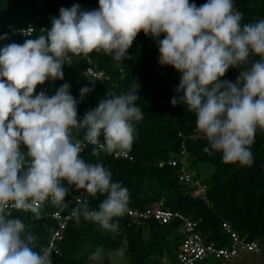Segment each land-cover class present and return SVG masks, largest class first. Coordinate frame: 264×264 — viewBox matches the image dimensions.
<instances>
[{"label":"clouds","instance_id":"obj_1","mask_svg":"<svg viewBox=\"0 0 264 264\" xmlns=\"http://www.w3.org/2000/svg\"><path fill=\"white\" fill-rule=\"evenodd\" d=\"M242 19L233 0L200 6L189 0H99L94 10L61 7L44 34L0 48V264H53L52 250H35L38 237L21 219L10 218L12 209L38 219L44 201L60 205L75 186L106 198L97 210L76 197L71 215L113 233L119 228L113 218L126 209L128 189L113 182L102 163L83 159L72 130H84L93 156L126 155L135 124L144 118L136 103L139 85L133 81L131 91L109 94L79 119L69 84L52 96L36 92L46 81L64 79L71 56L87 58L95 51L122 62L141 31L157 39L158 63L180 74L171 105L183 104L194 114L196 131L208 143L203 151L221 153L224 164L254 163L251 146L257 130L264 131V19ZM229 68L240 69L235 82L221 79ZM91 91L82 88L81 100ZM101 255L97 248L92 258Z\"/></svg>","mask_w":264,"mask_h":264},{"label":"trees","instance_id":"obj_2","mask_svg":"<svg viewBox=\"0 0 264 264\" xmlns=\"http://www.w3.org/2000/svg\"><path fill=\"white\" fill-rule=\"evenodd\" d=\"M36 1L0 0V11L10 15L17 5L24 3L36 8ZM189 2L200 6L207 1ZM233 3L242 14V24L264 19V0H233ZM74 4L94 10L98 8L99 0H42L39 6L42 12L37 18L25 16L16 23L24 27L33 23L35 32L26 38L14 36L0 42V48L10 43L22 44L28 38L44 34L41 29H50L51 18L59 16L60 8H71ZM128 55L130 58L122 62L103 52L93 51L88 55L94 70L103 72L107 79L85 74V57L71 56V64L63 67V80H49L36 88L37 93L43 91L52 96L63 84H69L70 94L79 101L78 118L83 119L87 111L98 106L99 101L109 94L131 91L134 81L139 85L136 103L144 114L143 120L135 124V139L131 150L127 151L128 157L108 155L102 151L99 157L93 156L94 146L84 140V130H72L73 138L81 141L80 155L83 159L102 163L108 168L112 181L120 182L128 189L129 200L124 214L113 218V222L119 225L115 233L105 231L83 217L79 221L73 217L62 231V239L58 242L59 255L52 254L53 264H88L97 248L102 249L104 264H111V253L119 252L125 264H173L185 236L181 221L161 224L153 218L134 219L128 213L132 209H146L160 201H163L165 209L178 211L193 220L200 218L198 230L207 242L228 247L231 237L223 227L227 224L242 238L264 246V131L258 129L256 132L251 146L254 163L250 167L224 164L221 153L209 155L203 151L208 143L196 131L194 114L183 104L171 105V99L178 96L176 88L180 74L173 67L158 63L157 39L145 36L141 31L128 49ZM239 72L240 69L229 68L221 79L235 82ZM84 87L92 91L81 100L80 90ZM100 140L102 143V135ZM183 141L187 146L190 169H197L195 177L207 186L205 198L196 195L194 187L182 182L179 167L170 164L172 159L179 158ZM199 166L202 169H198ZM63 183L67 187V182ZM76 197L86 200L91 209L98 210L106 194L97 193L92 197L72 186L62 204L52 203L51 198L44 201L43 213L38 219L31 211L22 210L11 212L10 218L21 219L27 231L38 237L35 250L39 251L41 246H48L58 228L57 221L45 214L55 210L72 212L78 206ZM229 262L208 258L196 264Z\"/></svg>","mask_w":264,"mask_h":264},{"label":"built area","instance_id":"obj_3","mask_svg":"<svg viewBox=\"0 0 264 264\" xmlns=\"http://www.w3.org/2000/svg\"><path fill=\"white\" fill-rule=\"evenodd\" d=\"M41 4L42 0L36 1V5L40 6ZM21 30H27V36L24 35ZM34 32L35 26L33 23L26 27L13 23L10 27L4 30L2 35L7 33L8 38L4 40H10L14 36L26 38L31 36ZM85 60V74L95 78L107 79V76L103 72L94 70L91 58L89 56L85 58ZM120 156L128 157V154H122ZM170 164L172 166L179 167V179L182 182L189 184L191 187H194L196 195H199L202 198L206 197L207 186L202 183L200 179L196 178L195 173L190 169L189 163L187 161V146L185 141L181 143L179 158L172 159ZM43 207L44 202L39 206V214L43 213ZM13 211H16V209L11 210V212ZM71 213L72 212L63 213L60 210H55L49 214H45V216L52 217L58 223V228L54 232L47 246L52 250V254H57V252L59 253L58 242L62 239V231L66 228L67 223L73 218ZM128 213L134 219L147 220L153 218L161 224H167L174 220L181 221L185 236L179 248L177 258L173 264H196L208 258L232 260L241 254H253L264 257V246L256 241H249L245 238H242L238 233L232 231L227 224H223V227L231 237V242L228 247H219L215 242H207L205 237L198 230L199 224L201 222L200 218L193 220L178 211L165 209L163 206V201L157 202L155 205L143 210H129Z\"/></svg>","mask_w":264,"mask_h":264},{"label":"rangeland","instance_id":"obj_4","mask_svg":"<svg viewBox=\"0 0 264 264\" xmlns=\"http://www.w3.org/2000/svg\"><path fill=\"white\" fill-rule=\"evenodd\" d=\"M42 12V8L37 6L36 8H33L30 5L22 4L17 5L10 13V15H5L0 11V36H2L4 30L8 27H10L13 23H19L21 22L25 16L31 19L37 18ZM20 15V16H19ZM19 16V17H18ZM15 21V22H13ZM17 21V22H16ZM5 40L2 39L0 42H4ZM198 169H202V166H199ZM194 173L197 172L196 170H193ZM111 264H125V260L121 257V253H111ZM263 264L264 263V257L259 255H253V254H241L232 260H230L227 264ZM88 264H104L103 256L101 255L100 259H93L91 257L90 262Z\"/></svg>","mask_w":264,"mask_h":264}]
</instances>
